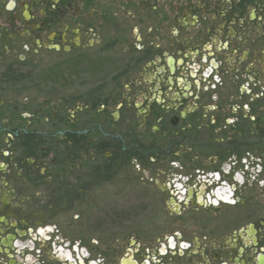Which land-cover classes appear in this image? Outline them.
Here are the masks:
<instances>
[{
    "label": "flooded vegetation",
    "instance_id": "1",
    "mask_svg": "<svg viewBox=\"0 0 264 264\" xmlns=\"http://www.w3.org/2000/svg\"><path fill=\"white\" fill-rule=\"evenodd\" d=\"M19 48L61 55L87 118L0 104V264H264V0H0V85ZM32 133L86 146L48 163Z\"/></svg>",
    "mask_w": 264,
    "mask_h": 264
},
{
    "label": "rangeland",
    "instance_id": "2",
    "mask_svg": "<svg viewBox=\"0 0 264 264\" xmlns=\"http://www.w3.org/2000/svg\"><path fill=\"white\" fill-rule=\"evenodd\" d=\"M32 50L33 48H19L15 54L5 56H10V60L18 61L21 55V65L13 70L18 73L22 72L25 76L18 83L8 82L7 85H0V89L2 88L0 90V104H6L10 108L9 112L5 113V118L11 121V128L21 130L23 126L30 124L28 127L30 131L50 133L56 130L64 131L68 125L71 126L74 117L80 121V124L84 123L87 118L85 115L87 106L73 103L72 99L83 92L81 84L78 82L79 74L72 78L76 85L70 83L69 80L65 82V78H69V75L66 76L63 71L53 81V78H50L49 66L53 62L60 61L61 55H55L53 51L45 49L38 51V54L35 55ZM7 65L8 63L6 68ZM7 74H11L10 69H7ZM3 116L4 114L0 111V118ZM56 141L51 138L50 140L43 139V146L53 151V153L49 152V155L52 156H48V161L53 157ZM61 149L64 154V149ZM57 222L58 226L64 227L62 226V217H58ZM75 228H71L60 237L63 236L67 240L84 238L86 241L94 238L92 231L81 229L82 232L79 233V230Z\"/></svg>",
    "mask_w": 264,
    "mask_h": 264
},
{
    "label": "trees",
    "instance_id": "3",
    "mask_svg": "<svg viewBox=\"0 0 264 264\" xmlns=\"http://www.w3.org/2000/svg\"><path fill=\"white\" fill-rule=\"evenodd\" d=\"M68 136V135H67ZM39 139V138H43L42 136H38L36 133H32L31 135H27L26 136V141L29 145L26 144L27 148H28V151H41L40 150V145H39V142H42L41 139H39V141H37L36 139ZM45 138V137H44ZM54 140H57V139H54ZM53 140V141H54ZM57 144H56V148L57 147H60V148H63L65 153L63 154L64 158H63V162L65 163L67 160H66V156L67 155H70L71 154V147H75V146H78L79 148L81 147H85L86 146V140L84 139H75L74 137L72 136H68L65 138V140H62V141H56ZM73 143V145H72ZM43 144V142H42ZM34 145V146H33ZM55 149V148H54ZM46 150H48V152L46 153V155L48 156L49 155V152L50 153H53L52 150H49L46 148ZM55 153V152H54Z\"/></svg>",
    "mask_w": 264,
    "mask_h": 264
}]
</instances>
